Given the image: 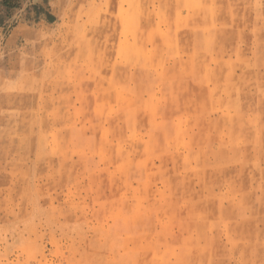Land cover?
<instances>
[{"label": "rangeland", "instance_id": "1", "mask_svg": "<svg viewBox=\"0 0 264 264\" xmlns=\"http://www.w3.org/2000/svg\"><path fill=\"white\" fill-rule=\"evenodd\" d=\"M17 21L0 264H264V0H53L9 44Z\"/></svg>", "mask_w": 264, "mask_h": 264}, {"label": "crops", "instance_id": "2", "mask_svg": "<svg viewBox=\"0 0 264 264\" xmlns=\"http://www.w3.org/2000/svg\"><path fill=\"white\" fill-rule=\"evenodd\" d=\"M52 16L53 0H0V28L7 19L15 17L18 20L8 34L7 43L9 44L13 43L19 35L25 37L31 24V26L47 24Z\"/></svg>", "mask_w": 264, "mask_h": 264}]
</instances>
